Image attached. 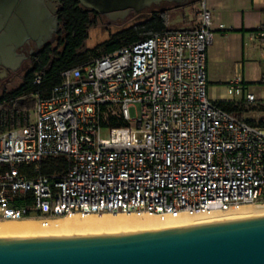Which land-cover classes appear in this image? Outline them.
Masks as SVG:
<instances>
[{"label": "built area", "instance_id": "2783aa9c", "mask_svg": "<svg viewBox=\"0 0 264 264\" xmlns=\"http://www.w3.org/2000/svg\"><path fill=\"white\" fill-rule=\"evenodd\" d=\"M195 22L64 71L48 98L35 97L24 126L0 133V228L103 214L165 222L264 206V128L211 100L206 0ZM254 37L264 40V27ZM240 84L227 94L241 95ZM58 157L66 169L45 174L44 162Z\"/></svg>", "mask_w": 264, "mask_h": 264}, {"label": "water", "instance_id": "95a60500", "mask_svg": "<svg viewBox=\"0 0 264 264\" xmlns=\"http://www.w3.org/2000/svg\"><path fill=\"white\" fill-rule=\"evenodd\" d=\"M111 22L164 3L200 0H74ZM50 0H0V68L24 60L17 49H41L58 33ZM7 71H0V77ZM0 264H264V218L103 237L0 240Z\"/></svg>", "mask_w": 264, "mask_h": 264}, {"label": "trees", "instance_id": "16d2710c", "mask_svg": "<svg viewBox=\"0 0 264 264\" xmlns=\"http://www.w3.org/2000/svg\"><path fill=\"white\" fill-rule=\"evenodd\" d=\"M196 4L198 2L187 7ZM169 16V10L152 12L143 22L113 35L108 43L95 50H88L86 43L90 30L98 25L101 16L84 9L74 0H63L56 43L46 46L33 56L30 68L17 89L0 94V133L24 126L34 108L35 97L48 98L53 88L61 83L64 71L87 64L91 57L113 54L157 34L172 31ZM37 76L41 77L40 85L35 83ZM217 105L230 114L241 115L238 106L233 103L221 102ZM66 167L65 157L49 158L44 162V173L50 175L56 171L62 172Z\"/></svg>", "mask_w": 264, "mask_h": 264}, {"label": "crops", "instance_id": "0c3cea01", "mask_svg": "<svg viewBox=\"0 0 264 264\" xmlns=\"http://www.w3.org/2000/svg\"><path fill=\"white\" fill-rule=\"evenodd\" d=\"M206 1L215 28L208 59L209 96L215 103L235 104L241 115H233L264 128V40L254 37L257 29L264 27V0ZM197 7L198 4L188 7L179 29L196 25L190 11ZM221 25L223 30L219 29ZM237 78L241 80L242 94L230 97L227 89ZM247 94L254 95L255 102H247Z\"/></svg>", "mask_w": 264, "mask_h": 264}, {"label": "bare ground", "instance_id": "6f19581e", "mask_svg": "<svg viewBox=\"0 0 264 264\" xmlns=\"http://www.w3.org/2000/svg\"><path fill=\"white\" fill-rule=\"evenodd\" d=\"M264 218V206H246L226 213L187 216L162 222L155 216L90 215L59 219L44 227L34 220L7 222L0 228V240H30L49 238L103 237L127 234L179 230L197 226Z\"/></svg>", "mask_w": 264, "mask_h": 264}, {"label": "rangeland", "instance_id": "374dc122", "mask_svg": "<svg viewBox=\"0 0 264 264\" xmlns=\"http://www.w3.org/2000/svg\"><path fill=\"white\" fill-rule=\"evenodd\" d=\"M162 10L170 11L169 27L171 29L173 30L179 29L184 25L183 18L186 17L188 14L187 12L188 7H177L174 4H168V3H164L161 6L152 7L151 9L144 11L142 13H139V14L131 13L123 21L119 20L116 22H111L107 18L101 16L98 19V25L95 28L90 30V36L86 43V48L88 50H95L98 47L108 43L111 40L112 36L115 35L116 33L126 28H129L137 23L143 22L144 20L148 19L151 16L152 12L162 11ZM196 10L197 9H193L192 11H190L191 15H193L194 17H195ZM28 68H30L29 63L23 64L19 72V75L15 77L13 81L7 85L5 90L1 88L0 94H2L4 91H12V90L17 89L22 84L23 77L28 71ZM6 111H11V110L7 109ZM138 112H139V108L131 109L130 114L132 118H135ZM103 138H107V133L103 134Z\"/></svg>", "mask_w": 264, "mask_h": 264}, {"label": "flooded vegetation", "instance_id": "af4514ba", "mask_svg": "<svg viewBox=\"0 0 264 264\" xmlns=\"http://www.w3.org/2000/svg\"><path fill=\"white\" fill-rule=\"evenodd\" d=\"M50 1H52L57 6V9L59 10L58 15H59V19H60L61 5H62L63 0H50ZM59 28H60V25H59ZM56 41H57V33H55L51 37V39L41 49L37 48L36 42H33V41H30L29 43H26L24 46L18 48L17 53L22 55L24 60L18 67H16L14 65V63L13 64L11 63L9 65V67H7V68H0V71H2V70L7 71L6 75H2L0 77V89L2 88L5 90L7 85L10 82H12L15 77H17L19 75V72H20L23 64L29 63V65H30L31 59L33 58L34 55L39 53L46 46L56 43Z\"/></svg>", "mask_w": 264, "mask_h": 264}]
</instances>
